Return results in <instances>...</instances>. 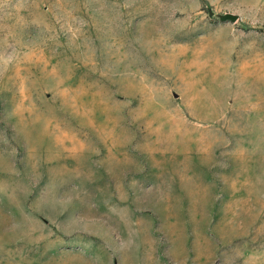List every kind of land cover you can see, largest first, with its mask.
I'll return each instance as SVG.
<instances>
[{
  "label": "rangeland",
  "instance_id": "rangeland-1",
  "mask_svg": "<svg viewBox=\"0 0 264 264\" xmlns=\"http://www.w3.org/2000/svg\"><path fill=\"white\" fill-rule=\"evenodd\" d=\"M0 264H264V0H0Z\"/></svg>",
  "mask_w": 264,
  "mask_h": 264
},
{
  "label": "water",
  "instance_id": "water-1",
  "mask_svg": "<svg viewBox=\"0 0 264 264\" xmlns=\"http://www.w3.org/2000/svg\"><path fill=\"white\" fill-rule=\"evenodd\" d=\"M223 21H226V20H230V21H235V17L234 16H225L222 18Z\"/></svg>",
  "mask_w": 264,
  "mask_h": 264
}]
</instances>
